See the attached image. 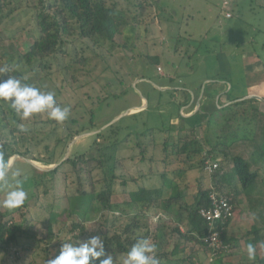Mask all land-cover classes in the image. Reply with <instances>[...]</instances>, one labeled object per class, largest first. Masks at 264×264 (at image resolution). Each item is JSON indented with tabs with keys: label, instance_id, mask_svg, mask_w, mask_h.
<instances>
[{
	"label": "rangeland",
	"instance_id": "obj_1",
	"mask_svg": "<svg viewBox=\"0 0 264 264\" xmlns=\"http://www.w3.org/2000/svg\"><path fill=\"white\" fill-rule=\"evenodd\" d=\"M105 1L115 9L113 20L118 25L112 41L84 39L76 27L71 25L73 31L71 35L62 37L63 43L58 52L31 67L21 55L27 52L39 35L36 11L44 0H0V58L2 62L12 59L11 65L23 72L31 85L54 92L57 103L70 109L69 118L62 123L48 119L46 114L34 116L27 121H22L19 117L16 124L10 121V129H21L20 126L23 125L27 132L25 135L28 139L25 137V140L19 141L18 137L15 138L19 141V150L26 151L28 156L25 158L29 160H43L34 161L42 168L58 164L68 150L69 158L96 155L91 148L94 140L92 136L74 140L76 136L68 144H58L56 147L58 139L63 138L68 129L74 132L84 131L81 134L84 135L90 133L86 131H96L128 113L117 123L122 129L117 132L120 136L118 139L126 137L127 132L132 135L120 146L121 161L116 172V193L111 198V203L118 205V209L108 213L112 220L126 214L122 195L124 189L120 185L125 181L128 182L124 190L126 192L136 191L140 187L162 188V200L170 196L171 184L175 182L181 190L186 191L187 200L191 202L200 180L213 186L215 180L212 175L215 170L227 173L231 171V162H227L222 154L206 156L205 152H208L210 146H204V152L200 156L192 154L190 159L187 154H177L176 150L182 145L181 138L190 134L191 128L194 129L193 136L201 143L208 142L210 145L219 142L221 150L246 159L249 157L253 147L247 141L239 140L228 149L223 144L238 137H250L254 133L259 136L257 125L251 130L250 125L245 121L242 123L238 117L229 121L233 116L232 110L220 111L218 109L221 108L217 106L212 117L202 121L197 118L186 121L180 112L188 115L193 107L181 108L184 102H189L190 97L178 89L191 87L202 92L206 81H200L208 76L216 77L217 74L209 56H206L208 60L204 67L199 66L194 56H191L196 49L191 44L194 40L203 42V51L218 48V40L224 45L235 39L246 43L253 36V23L264 22V17L260 16V9L253 6V0H231L230 8L234 16L231 21L223 16V0ZM138 5L142 6L141 9ZM232 22H236L235 27L227 32V25ZM256 37L258 36L254 34V38ZM155 58L158 62L153 61ZM233 83L236 84V80ZM166 84L176 90L173 88L161 91L159 87ZM192 95L196 96L191 93V97ZM208 120H211L210 125ZM91 125L95 128H91ZM150 130H153V134L147 133L139 138L135 136V133ZM254 135L251 137L254 138ZM5 136L10 141L14 140L7 130L0 133V141ZM112 136L110 135L111 139ZM141 147L145 148L143 161L139 156ZM201 160H204V171L200 167ZM213 164H217V168L209 172L207 166ZM35 170L39 174L44 173ZM17 172L20 173L19 178H26L24 187L29 193L28 200L15 209L0 207V212L7 213L6 220L12 223L19 225L29 222L33 227L29 233L35 237L20 238L17 245L10 246L8 252L0 248V264H45L52 256L53 259L57 256L63 243L84 241L90 237L89 233L98 232L101 219L87 223L88 231L80 238L78 232L70 231L75 218L69 214L68 202L77 188L70 165L64 166L50 182L36 187L27 180L34 174L33 167L20 158L8 172L10 184L14 182V174ZM259 174L262 183H258L256 195L251 197L252 202L244 194L235 200L236 212L229 224L232 249L223 256L221 262H217L200 246L194 245L191 253L190 246L184 245L180 248V251L184 250L179 257L170 258L166 264H254L256 259L249 261L247 258L246 248L249 243L256 246V258L262 257L264 250L261 244L253 243L254 236L246 235L252 229L256 217L251 207H257L256 203L264 201V176L262 171ZM49 178L39 176L37 181H47ZM99 178L100 173L96 169L92 180L96 182ZM95 186L100 189L98 183ZM232 187L241 190L237 183H233ZM3 191L0 186V199L3 198ZM214 193L220 196L219 191L215 190ZM145 217L148 218L151 232L148 239L157 245L158 250L168 249L167 252H170L176 241L170 233L175 221L155 207L144 210L141 224L146 223ZM128 220L119 219V222L126 224ZM255 227H260L259 223ZM145 231L146 229L143 230L144 233ZM263 234L264 231L261 235ZM45 241L49 245H45ZM121 259H118L120 264Z\"/></svg>",
	"mask_w": 264,
	"mask_h": 264
},
{
	"label": "trees",
	"instance_id": "obj_2",
	"mask_svg": "<svg viewBox=\"0 0 264 264\" xmlns=\"http://www.w3.org/2000/svg\"><path fill=\"white\" fill-rule=\"evenodd\" d=\"M138 7L141 9V5ZM115 9L107 5L105 0H45L41 7L36 11V25L39 29V35L35 39L34 43L28 48L27 52L21 55V58L26 62L28 66H36L37 62H41L46 58L54 56L62 45V37L64 35H71L72 26L76 27L79 35L84 39H94L99 41H112L114 34L117 32V24L114 23ZM196 46L195 51L191 56L196 55L199 51H203V42L194 40L191 43ZM190 56V57H191ZM154 62H158L155 58ZM12 59H7L5 62L1 61L0 68L6 69L0 79H7L8 76H15L17 78L24 77L23 72L11 65ZM41 67L46 68L40 64ZM26 82H30L26 79ZM220 111L232 110L233 116L229 119L242 120V123L247 122L250 125L251 130L257 125L259 127L260 135L257 133L254 138L250 137H238L228 144H223L227 149L230 148L235 142L242 141L250 143L253 147L252 152L246 159L241 155H231L226 150H221L218 146L220 143L212 144L207 142L201 143L193 136L194 129H189L190 134L181 138L182 145L179 147L177 154H187V158L190 159L192 154L200 156L204 152V146H210V149L206 153L207 157L213 155L222 154L227 162H231L232 167L229 173L215 170L212 178L215 180L213 186L207 184L206 181L200 180L197 184V191L193 194L191 202H188V194L186 191L181 190L180 186L175 182L171 184L172 193L167 199H161L163 192L162 188H146L140 187L136 191L126 192L128 182H123L120 185L123 186L122 195L124 196V208L126 214L119 216V219H129L128 223L122 224L118 218L110 220L108 217L109 212H115L118 209V205L111 203V198L116 193L115 184L118 180L116 175L119 169V151L121 145L126 142L130 137L131 132H127V136L123 139H118L121 131L115 124L106 128L102 132L93 135L92 149L95 150L96 155L87 157L86 155H78L69 158L62 163L58 168L50 172H44L39 174L35 168L34 174L29 177L28 182L36 187L43 186L47 182L54 179L64 166L70 165L72 173L75 176L77 182V188L75 194L69 199V214L74 217V222L70 226L71 233L78 232V238L87 233V223L101 219L102 222L97 229L96 234L89 233L90 236L100 235L104 240L106 253L111 254L114 258V264L118 263V259L122 258L126 252L131 248L133 244L139 239H148L150 236L148 218L145 217L144 224H141L144 210L150 207H155L158 211H161L167 218L175 221V225L170 231L171 236L175 237V243L170 252L168 249L161 251L157 249V257L160 264H166L167 260L175 259L183 252L180 248L184 245L190 246L191 253L194 245L200 246L207 253L210 254L217 262H221L224 255L231 252V239H229V224L234 219L235 205L237 197L244 194L247 199L252 202L251 197L256 195L258 183H262L259 180V172H263L264 176V113L259 110V105L255 99H248L244 101L233 102L230 105L219 109ZM212 115V114H211ZM210 115V117H212ZM93 117V116H92ZM198 119V118H197ZM200 120V119H199ZM218 120V119H217ZM10 121L15 124L19 121V116L15 110L11 107V104L5 101L0 102V133L9 131V136L14 140L10 141L8 138L0 141V165L10 162L14 155H20L27 157V152L19 150V141L25 140L27 132L21 131L19 128L10 129ZM211 121V120H210ZM209 120L207 123L210 125ZM253 123V124H252ZM91 128H95L91 125ZM245 127V126H244ZM128 129V128H127ZM95 129L86 131L91 132ZM97 131V130H96ZM83 132H74L67 130V133L63 138L58 139V144H65L79 136ZM152 133L153 130L144 133H135L136 137H141ZM112 136V139L110 137ZM126 135V134H125ZM192 137H191V136ZM18 137L19 141L15 140ZM245 140V141H243ZM167 143H165L166 146ZM140 147V145H138ZM143 147H141L142 149ZM91 149V150H92ZM145 149V148H144ZM142 149L139 153L140 160H144L145 150ZM52 157V155L50 154ZM33 160L41 161L39 158H33ZM152 161V160H151ZM204 160L200 161V167L204 171ZM48 165V164H47ZM256 167V169H254ZM98 169L100 178L95 182L93 179L94 170ZM39 174V175H38ZM8 175V174H7ZM36 175V176H35ZM50 177L47 181L38 182L37 177ZM8 177V176H7ZM66 179V178H65ZM264 180V179H263ZM134 181V180H133ZM100 185V189H96V184ZM233 183H237L241 187H232ZM89 186V188H88ZM217 190L220 192V197L228 200L233 209V215L231 218L221 220L217 223V232L219 234L222 248L210 247L205 240L210 234V228L207 222L200 216L201 209L209 208L211 206L210 195ZM262 195V194H261ZM255 203V202H254ZM257 207H251V210L256 217L251 230L246 234L248 236H254L252 241L255 244H261L264 250V240L262 231H264V201L256 203ZM177 207L176 210H173ZM130 211V213H128ZM132 213V214H131ZM7 213L0 212V248L8 252L10 246L17 245L20 238H26L32 236L29 232H32L33 227L27 224H15L6 220ZM116 221L118 224H116ZM259 223L260 227H255ZM115 225L119 227L116 228ZM98 227V226H97ZM146 229L145 233L143 230ZM159 229V228H158ZM185 229V231L181 230ZM92 234V235H91ZM32 237H35L34 235ZM48 239H51L50 236ZM46 239V238H44ZM67 243V242H66ZM45 245H49V242L45 241ZM59 252L57 253V255ZM54 256H52L53 259ZM103 259V258H101ZM172 262H170L171 264ZM92 264H99V260L93 261ZM120 264V263H118ZM254 264H264V252L263 256L256 258Z\"/></svg>",
	"mask_w": 264,
	"mask_h": 264
},
{
	"label": "clouds",
	"instance_id": "obj_3",
	"mask_svg": "<svg viewBox=\"0 0 264 264\" xmlns=\"http://www.w3.org/2000/svg\"><path fill=\"white\" fill-rule=\"evenodd\" d=\"M5 71L6 69L0 68V77H3ZM0 101L10 103L22 121L46 114L48 119L62 123L70 116V109L57 103L54 92L27 83L25 77L8 76L7 79H0ZM20 127L23 131V125ZM7 174V165H0V186L4 189L0 207L15 209L28 200L29 193L24 187L26 178H19L20 173L17 172L14 174V182L10 184ZM246 252L248 260L255 261L256 246L249 243ZM156 253L155 243L149 239H139L122 257L121 264H160ZM96 260H99V264H114V258L106 253L104 240L100 235H93L76 243H63L59 254L45 264H92Z\"/></svg>",
	"mask_w": 264,
	"mask_h": 264
},
{
	"label": "crops",
	"instance_id": "obj_4",
	"mask_svg": "<svg viewBox=\"0 0 264 264\" xmlns=\"http://www.w3.org/2000/svg\"><path fill=\"white\" fill-rule=\"evenodd\" d=\"M253 6L258 7L261 11L260 16L264 17V0H253ZM230 7L231 2L227 7L223 5V16L227 21L234 18ZM226 12H230V18L225 16ZM235 24L236 22L228 24L227 32L232 31ZM252 26L253 36H250L246 43L243 40L235 39L228 45H224L218 40V48H208L206 51H199L194 55V60L202 67L211 58L217 74L216 77L208 76L203 79L204 81H200H206L202 92L191 87L178 89L190 97L189 102H184L181 108L193 107L188 115H183L180 112L183 119L188 121L198 118L202 121L204 118L210 117L214 110H217L216 106L222 109L243 99H255L259 110L264 113V22L256 21ZM254 34L258 37L254 38ZM206 56L209 58L207 59ZM233 80H236V84L233 83ZM173 88L168 84L159 87L161 91ZM191 93L196 96L192 95L191 97ZM143 101L147 102L146 99Z\"/></svg>",
	"mask_w": 264,
	"mask_h": 264
},
{
	"label": "built area",
	"instance_id": "obj_5",
	"mask_svg": "<svg viewBox=\"0 0 264 264\" xmlns=\"http://www.w3.org/2000/svg\"><path fill=\"white\" fill-rule=\"evenodd\" d=\"M230 0H223L224 7L229 6ZM225 16L227 18L231 17L230 12H226ZM215 168H217V164H213L212 166H207V170L212 172ZM211 206L209 208L201 209L200 216L207 222L210 228V234L205 240V242L214 248H222V243L219 237V234L216 230L217 223L221 220H226L231 218L233 215V209L229 204L228 200L220 197L217 193H212L210 195Z\"/></svg>",
	"mask_w": 264,
	"mask_h": 264
},
{
	"label": "water",
	"instance_id": "obj_6",
	"mask_svg": "<svg viewBox=\"0 0 264 264\" xmlns=\"http://www.w3.org/2000/svg\"><path fill=\"white\" fill-rule=\"evenodd\" d=\"M126 115H128L127 112L122 114V115H120L119 117H117L116 119H114L113 121L108 123L107 125L103 126L102 128L98 129L97 131H93V132H90V133H87V134H84V135L77 136L74 140H78L79 138H81L83 136H93L95 134H98V133L102 132L103 130H105L106 128L110 127L111 125L115 124L116 122L120 121V119L123 118ZM69 157H70V151L68 150L67 153L65 154L64 158L62 159V161H60L58 164H55L54 166H51L49 168H42L36 162H34L32 160H29V159H27L25 157H22L20 155H16V156H14L13 160L8 163V166H7L8 167V172L11 170V168L13 167L15 161L18 158L24 160L25 162H27L29 165H31L33 168H35L37 170H40L42 172H50V171H53L56 168H58L65 161H67L69 159Z\"/></svg>",
	"mask_w": 264,
	"mask_h": 264
}]
</instances>
